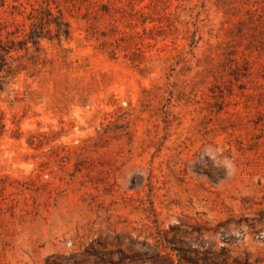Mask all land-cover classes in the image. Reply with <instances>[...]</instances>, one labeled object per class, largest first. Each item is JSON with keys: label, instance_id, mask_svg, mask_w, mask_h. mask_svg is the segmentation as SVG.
<instances>
[{"label": "rangeland", "instance_id": "obj_1", "mask_svg": "<svg viewBox=\"0 0 264 264\" xmlns=\"http://www.w3.org/2000/svg\"><path fill=\"white\" fill-rule=\"evenodd\" d=\"M168 254L264 264V0H0V264Z\"/></svg>", "mask_w": 264, "mask_h": 264}, {"label": "trees", "instance_id": "obj_2", "mask_svg": "<svg viewBox=\"0 0 264 264\" xmlns=\"http://www.w3.org/2000/svg\"><path fill=\"white\" fill-rule=\"evenodd\" d=\"M53 23L55 25V34L53 36H50V39H53V37H55L56 39L60 40L61 37H68L69 35V29H70V25L68 22L63 21L62 18L59 17H55L53 22H49ZM40 39L39 34H36V32H32V34L30 35V42L34 45L37 46L38 45V40ZM166 259L169 261V264H174L173 261L171 260V257L168 255H166Z\"/></svg>", "mask_w": 264, "mask_h": 264}]
</instances>
